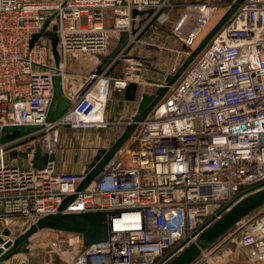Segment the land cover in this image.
<instances>
[{
	"label": "built area",
	"instance_id": "2783aa9c",
	"mask_svg": "<svg viewBox=\"0 0 264 264\" xmlns=\"http://www.w3.org/2000/svg\"><path fill=\"white\" fill-rule=\"evenodd\" d=\"M172 1L0 0V224L13 230L10 221L23 218L30 226L57 213L68 195L76 197L66 213H108L106 241L52 243L65 264H159L241 193L264 183V0L239 4L87 187L78 190L84 171H59L51 156L57 146L47 148L51 130L106 127L111 86L123 90L142 81V61L128 58L125 76L113 79L108 73L113 60L82 90L65 93L69 107L51 120L56 78L63 91L71 56L83 63L89 54L106 55L111 37L128 33L135 39L132 29L142 16L134 10L153 9L150 19L160 12L154 23H165ZM185 6L172 34L192 50L215 25L210 24L219 9L222 17L230 4ZM109 14L112 27L106 25ZM53 25L59 30L56 48L46 35ZM103 81L104 93L98 90ZM24 127L44 135L39 167L6 163L12 142H3L5 131ZM4 229L0 247L14 237ZM238 244L264 264V217L244 226Z\"/></svg>",
	"mask_w": 264,
	"mask_h": 264
},
{
	"label": "rangeland",
	"instance_id": "374dc122",
	"mask_svg": "<svg viewBox=\"0 0 264 264\" xmlns=\"http://www.w3.org/2000/svg\"><path fill=\"white\" fill-rule=\"evenodd\" d=\"M172 2L174 7L170 11L169 19L165 23L156 22L147 29V25L152 19H150L148 15L143 16L133 27V29H137V31L134 32L132 29L135 39H131L128 33H122V38L120 39L111 37L108 45V53L106 55L93 54L91 58L93 60H99L102 64L105 63V65H109V63L114 60L109 71L115 72H119V69L124 71L126 65L131 64L127 60L128 58L137 59V63L142 61L139 71L142 80L140 86H143L142 88H145L146 92L154 93L157 89V85L150 83L152 81H165L167 75L176 72L184 59L188 56L187 52H190L189 49L183 48L180 41L172 34L174 21L177 19L178 15L184 11L185 5L200 2L208 3L209 5L217 4L220 7H225L228 0H173ZM223 12V9H219L215 16L216 20L211 26L220 20V16ZM142 20L144 21L140 24ZM112 26L113 24L109 25V27ZM46 35L54 39L58 38V26L53 25L48 27ZM73 64L77 65L78 62L76 60H70L69 67H73ZM83 64H87V56ZM149 81L150 83H147ZM104 82L105 81L101 83L98 89L101 88ZM140 88H138V91ZM111 90H113L112 86L110 88V91ZM126 104H131V101H126V99L122 98L118 100L115 98L110 101V104L109 102L106 103V110L108 113H110L108 109L112 110L110 116H114V118H110L109 114L106 113V117L108 118V125L106 127L72 128L70 126H61L51 130L52 132H58V130H60L58 135L56 133V137L53 136L50 139L51 147L56 145L57 141L56 150L51 156L56 159L58 166L64 165L67 168L70 167V164H73L75 165L73 166L74 169L82 168L91 156L97 152V149L110 147L116 141L111 142L112 140H110V138H115L114 132L124 127V125L125 127L128 125L120 118V113L123 112V107ZM34 130L33 127L12 128L11 130L14 132L15 136L23 137L19 141L23 146L22 150L14 151L11 154L12 156H10L11 159H18L16 162L18 166H29L28 155L32 148L35 157L37 152H42L44 148L43 133L31 135ZM128 141L130 142V139ZM260 217H264V206L256 209L247 216L242 223L230 229L192 264H202L208 259H212L217 264H261L251 259L249 249L242 248L238 244L244 226ZM17 219L19 220L15 222L10 221V225L13 229L11 231L14 233L20 231L22 233L29 227V224L23 218ZM0 223H3V220L0 219ZM2 229L4 228L0 224V231H2ZM66 240L78 242L79 246L84 244L83 237L80 234L77 235L52 229L42 230L30 237L27 245V252L14 254L5 261L10 260L8 264H65L64 259L57 252H52L54 249L52 243Z\"/></svg>",
	"mask_w": 264,
	"mask_h": 264
},
{
	"label": "water",
	"instance_id": "95a60500",
	"mask_svg": "<svg viewBox=\"0 0 264 264\" xmlns=\"http://www.w3.org/2000/svg\"><path fill=\"white\" fill-rule=\"evenodd\" d=\"M245 0H228L230 7L212 29L204 36L201 42L195 49L190 50L188 56L184 59L181 66L174 74L167 75L165 82L152 81L157 85L154 93L144 92L141 94L137 113L125 127L122 135L108 148H99L91 160L90 164L84 171L86 177L78 187L82 190L87 187L94 178L112 161L117 152L126 144L137 129L139 122L152 111L154 106L166 95L171 85H173L179 77L186 71L189 65L193 62L204 48L209 44L214 35L227 22L233 13L239 7V4ZM134 16H152L153 9L144 11L134 10ZM160 12L156 13L152 20L148 23L147 29L160 16ZM144 20L141 21L143 23ZM41 34H37L34 40ZM57 41L54 39L53 46L56 48ZM57 64L59 55L55 49ZM150 82V81H149ZM56 93L57 102L54 110H52L50 119L56 120L69 107L70 103L64 96L60 78H56ZM139 83L131 82L126 87V99L133 101L137 97ZM45 155L38 151L34 159V166L39 167L44 163ZM76 195H68L59 206V210L55 214H50L42 217L37 222L31 224L24 232L16 231L12 233L9 228L3 230L5 235H13L14 239H10L0 247V263L9 259L14 254L27 252V245L30 237L43 229L58 230L66 233H77L82 235L85 245L106 241L109 238V225L107 222V212H73L66 213L64 210L75 199ZM264 206V183L246 190L241 193L236 199L227 204L215 216L209 219L200 229H198L192 238L186 239L175 250L166 255L159 264H192L203 255L209 248L224 234L236 225L242 223L256 209ZM194 239V240H193ZM0 241L3 243L2 237Z\"/></svg>",
	"mask_w": 264,
	"mask_h": 264
},
{
	"label": "crops",
	"instance_id": "0c3cea01",
	"mask_svg": "<svg viewBox=\"0 0 264 264\" xmlns=\"http://www.w3.org/2000/svg\"><path fill=\"white\" fill-rule=\"evenodd\" d=\"M177 19H178V17H177ZM111 24H113V19H112V17L109 14L108 19L106 21V25L109 27V25H111ZM92 56H93L92 54L91 55L90 54L87 55V64L78 63L77 65H74L73 64V67H69V70H68V72H69V78L66 80L65 85H64V88H63V94L64 95H65V93H67L70 90H82V87L85 85V83H87V79L92 74H94V73H100V72H102L105 69V67L107 65H105L104 62H103L104 64H102V62L99 61V60H93L91 58ZM127 66H128V64L126 65L124 71L122 69H119V72L109 71L108 72L109 73V76H111L113 79L124 77L125 76V73H126V70H127ZM140 77H141V75H140ZM140 77H139V79L141 80ZM141 84L142 83L139 82V88L141 87L140 86ZM142 87L137 92L136 99L133 100V101H131V104H126L123 107V112L120 113V118L123 119L124 122L131 120L133 118V116L137 113V110H138V107H139V101H140V98H141V94L144 93V92H146L145 88H142ZM105 89H106V82H104L102 84L101 88L98 89V90L104 93L105 92ZM120 93H121V95H120ZM125 95H126V88L123 89V90H118V89L113 88V90H111L109 92L108 102L110 104V101L111 100H114L115 98L118 99V100H120V98L126 99ZM126 101H130V100H127L126 99ZM56 102H57V100H56ZM56 102H55V104H56ZM53 110H54V108H53ZM108 110H109L110 113H108L107 110H106V113H108L109 116H110L112 114V110H110V109H108ZM110 118H114V116L112 115V116H110ZM124 129H125V125H124V127L119 128L118 130H116L114 132V137L115 138L114 139H111L110 138V140H112L111 142L117 140L122 135ZM11 130H12V128L6 129L5 134H4L3 138H2V140H3L4 143L12 142V144H10V145H8L6 147V153H5L6 163L11 164V165H16L17 164L16 162L18 161V159H11L10 156H12L11 154L14 151L16 152L17 150H22L23 146L19 143V141L22 139V137L15 136L14 135V132H12ZM59 133H60V130H58L57 135ZM18 144H20V145H18ZM33 151L34 150L32 148L31 151L29 152V155H28L29 165L34 164L35 156H34ZM30 154H31L32 157L30 156ZM95 154L96 153H94L91 156V158L88 160V162L82 168L74 169L73 166H75V165L70 164V167H67V168L64 165L63 166L62 165H59L58 166V169L61 170V171H68V172H83V171L86 170V168L90 164V162L93 159V157L95 156ZM16 166H18V165H16ZM9 261L10 260L4 261L3 264H8Z\"/></svg>",
	"mask_w": 264,
	"mask_h": 264
},
{
	"label": "bare ground",
	"instance_id": "6f19581e",
	"mask_svg": "<svg viewBox=\"0 0 264 264\" xmlns=\"http://www.w3.org/2000/svg\"><path fill=\"white\" fill-rule=\"evenodd\" d=\"M215 20H216V19L214 18V20L211 22V24L214 23ZM211 24H210V25H211ZM72 57H76V55L71 56V58L69 59L68 66H69V64H70V60H74ZM147 83H150V82H147ZM150 84H154V83H150ZM154 85H156V84H154ZM56 133H57V131H54L53 133H50V134H49V136H48V138H47V140H48V147H47V148H51V149H54V148H55V146H52V147H51V145H50V139H51L53 136L56 137ZM56 143H57V142H56ZM119 153H120V152H119ZM117 156H118V154H117ZM43 230H50V229H43ZM40 231H42V230H40ZM73 234H75V233H73ZM77 235H78V234H77Z\"/></svg>",
	"mask_w": 264,
	"mask_h": 264
}]
</instances>
